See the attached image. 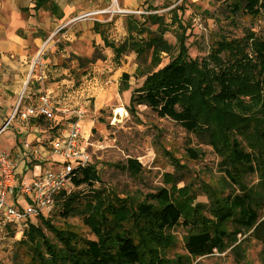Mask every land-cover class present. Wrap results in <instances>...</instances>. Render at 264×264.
Segmentation results:
<instances>
[{
	"label": "trees",
	"instance_id": "1",
	"mask_svg": "<svg viewBox=\"0 0 264 264\" xmlns=\"http://www.w3.org/2000/svg\"><path fill=\"white\" fill-rule=\"evenodd\" d=\"M50 8L53 12L54 5ZM227 8L230 17L242 14L264 19V0H229ZM173 25L180 29L174 31L179 41L177 54L156 70L134 72L144 78L131 90L129 106L144 105L187 132L204 135L217 149L222 147V191L219 195L208 191L207 204L191 207L192 198L186 194L160 188L146 194L144 199L151 203L133 204L95 185L99 178L92 165L77 166L73 184L89 190L81 199L76 190L63 196L59 214L67 217L75 210L94 239L60 231L44 221L43 227L56 238L55 244L46 243L42 228L29 224L23 232L32 247L29 264H191L185 257L165 256L174 246L166 236L174 226L187 231L184 249L188 256H205L230 247L237 262L249 264L245 250L255 240L261 245L260 264H264V132L259 134L263 151L258 154L243 150L237 141L243 136L244 115L257 111L264 123V27L259 35L222 36L211 43L203 58L193 59L184 47L182 23L172 17L166 23L156 13H148L142 21L129 14L123 41L108 44L113 59L119 62L124 54L133 52L136 60L149 59L150 64L158 65L161 54L174 48L163 36ZM129 77L122 72L120 84L125 86ZM188 153L193 158L197 155L191 148ZM119 167L132 175L142 169L131 157ZM250 174L259 177L257 188L242 182V175ZM203 207L208 217L202 215Z\"/></svg>",
	"mask_w": 264,
	"mask_h": 264
},
{
	"label": "rangeland",
	"instance_id": "2",
	"mask_svg": "<svg viewBox=\"0 0 264 264\" xmlns=\"http://www.w3.org/2000/svg\"><path fill=\"white\" fill-rule=\"evenodd\" d=\"M228 2L229 0H199L193 3L183 0H156L153 3L147 1L141 12L133 15L142 21L148 13H156L162 16L166 23L170 22L171 17L175 22L182 23L185 28L183 42L188 57L201 59L208 53L211 43L222 36L248 37L252 34L259 35L263 30L264 19L261 16L238 14L230 17ZM176 30V25H173L164 32V38L174 48L169 54H161L158 65L150 64L149 59L136 60L135 55L129 54L116 62L97 50L82 56L72 54L73 56L64 63L68 68L71 65H74V68L78 66V71L73 76L75 79L85 76L84 81L94 83V90L83 98L89 100L85 116L84 148L88 155L87 163L94 167L99 178V183L95 185H100L104 190L129 203H151L150 200L144 199L146 194L171 187L186 194L187 198H192L190 206L193 207L209 202L208 191L216 192L215 195L222 191L223 173L219 167L225 155L222 147L217 149L204 135L187 132L175 121L157 116L144 105L129 106L131 90L138 87L144 78L136 77L134 72L137 69L139 73L156 70L172 59L177 54L179 45L174 32ZM86 50L84 48V51ZM122 72L130 75L125 86L120 84ZM82 80L80 78V83ZM73 82L75 87L78 82ZM121 86L123 89H120ZM100 95L101 103L96 105ZM118 108L122 111H117ZM243 117V136L237 141L243 150L258 154L263 151L259 134L264 132V123L257 111ZM49 124L51 123L48 121L47 125ZM10 143L11 139L7 140V132L0 134V148L7 147ZM188 148L195 150V158L189 155ZM129 157L135 158L142 166L136 175L119 167L125 164ZM241 180L249 187H258L259 177L255 174L242 175ZM88 190L87 186L82 185L74 191L79 192L81 199L86 196ZM60 205L61 200L46 218H39L37 221L32 219L33 224L42 228L45 242L55 244L56 238L43 227L44 221H48L60 231H72L84 238L94 239L90 230L82 223L79 213L73 210L67 217H62L58 209ZM202 215L209 216L205 209ZM186 234L187 231L182 226H174L167 231L166 236L174 242V246L165 256L169 259L185 257L191 264L244 263L235 260L230 247L205 256H188L184 249ZM31 252L32 247L25 241L23 233H18L13 240L0 247V264H29ZM262 259L260 243L252 240L246 247L245 261L249 264H260Z\"/></svg>",
	"mask_w": 264,
	"mask_h": 264
},
{
	"label": "crops",
	"instance_id": "3",
	"mask_svg": "<svg viewBox=\"0 0 264 264\" xmlns=\"http://www.w3.org/2000/svg\"><path fill=\"white\" fill-rule=\"evenodd\" d=\"M147 1L156 0H40L38 4L35 0H0V123L10 113L22 88L33 95L42 88L51 90L57 109L84 102L83 97L94 90V83L84 81L85 76L80 77L83 79L80 83V78L73 77L78 66L68 68L64 63L72 54L82 56L94 50L113 59L114 53L108 44L118 45L123 41L126 16L140 13ZM131 53L129 56L135 55ZM36 57L41 65L34 71L42 74L40 81L29 79L32 60ZM74 80L78 82L75 87ZM47 123L42 119L25 123L14 120L0 132H7V140L11 139L7 147L0 149L14 154L18 170L27 163L19 156L20 133L38 144L41 163L49 164L47 137L55 128Z\"/></svg>",
	"mask_w": 264,
	"mask_h": 264
},
{
	"label": "built area",
	"instance_id": "4",
	"mask_svg": "<svg viewBox=\"0 0 264 264\" xmlns=\"http://www.w3.org/2000/svg\"><path fill=\"white\" fill-rule=\"evenodd\" d=\"M40 65L37 57L32 60L29 79H43L34 71ZM88 103L85 100L57 109L52 91L47 88L35 95L27 94L25 88L18 93L10 113L0 123V132L14 120L25 123L32 119L49 121L55 130L47 137L50 162L46 166L39 165L42 154L38 144L23 133L18 136L19 156L27 160L22 170H18L13 153L0 149V247L23 233L34 223L33 218H46L63 196L78 188L72 174L77 166L88 164L84 148Z\"/></svg>",
	"mask_w": 264,
	"mask_h": 264
},
{
	"label": "bare ground",
	"instance_id": "5",
	"mask_svg": "<svg viewBox=\"0 0 264 264\" xmlns=\"http://www.w3.org/2000/svg\"><path fill=\"white\" fill-rule=\"evenodd\" d=\"M101 100H102V95H100V96L97 97V101H96L97 104L96 105H99L101 103ZM117 111H120L121 112L122 109L121 108H118Z\"/></svg>",
	"mask_w": 264,
	"mask_h": 264
}]
</instances>
